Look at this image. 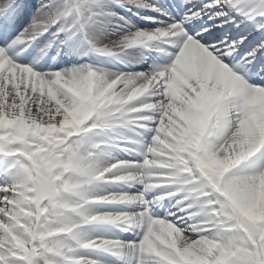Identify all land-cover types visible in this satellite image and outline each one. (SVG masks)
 <instances>
[{
	"label": "snow or ice",
	"instance_id": "snow-or-ice-1",
	"mask_svg": "<svg viewBox=\"0 0 264 264\" xmlns=\"http://www.w3.org/2000/svg\"><path fill=\"white\" fill-rule=\"evenodd\" d=\"M0 264H264V0H0Z\"/></svg>",
	"mask_w": 264,
	"mask_h": 264
},
{
	"label": "bare ground",
	"instance_id": "bare-ground-1",
	"mask_svg": "<svg viewBox=\"0 0 264 264\" xmlns=\"http://www.w3.org/2000/svg\"><path fill=\"white\" fill-rule=\"evenodd\" d=\"M45 59V58H44ZM75 57L74 56H68V57H64V60L67 63H72L73 61H75ZM86 59H90L93 62H99V61H103L104 63H106L107 65L109 64V59L105 58V57H97L95 54H90L89 57H86ZM108 61V63H107ZM44 61L42 60L41 63H43ZM115 67L120 68L123 67L122 65H120L119 63L115 65ZM137 67H143L142 65H138Z\"/></svg>",
	"mask_w": 264,
	"mask_h": 264
}]
</instances>
